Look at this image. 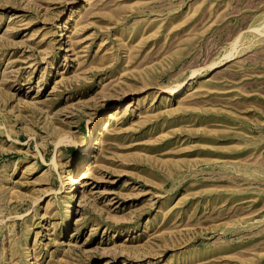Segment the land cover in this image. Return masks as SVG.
I'll use <instances>...</instances> for the list:
<instances>
[{
  "label": "rangeland",
  "instance_id": "obj_1",
  "mask_svg": "<svg viewBox=\"0 0 264 264\" xmlns=\"http://www.w3.org/2000/svg\"><path fill=\"white\" fill-rule=\"evenodd\" d=\"M0 264H264V0H0Z\"/></svg>",
  "mask_w": 264,
  "mask_h": 264
},
{
  "label": "bare ground",
  "instance_id": "obj_2",
  "mask_svg": "<svg viewBox=\"0 0 264 264\" xmlns=\"http://www.w3.org/2000/svg\"><path fill=\"white\" fill-rule=\"evenodd\" d=\"M68 26V25H67ZM61 39H62V37H61ZM181 91L178 89V90H175L173 93L176 95V94H178V93H180ZM119 113V110H116L115 112H113L112 114H111V116H110V119L113 117L112 115H116V114H118ZM107 117V116H106ZM104 120L102 119V117L100 116V117H97L96 119H95V121L92 123V126L90 127V129H89V136L86 138V140L79 146V150H80V153H86V152H88L89 151V149H90V147L89 146H91V142H92V140L95 138V137H93V135H94V133L95 132H97V128H98V126H99V124L101 123V122H103ZM103 123H106V121H104ZM107 126H109V123H107ZM100 130V129H99ZM97 134V133H96ZM92 148V147H91ZM84 159V158H83ZM78 162V164L76 163V164H74V167L73 168H76V170H77V168L78 167H80L81 165V161L80 160H77ZM85 161V160H84ZM82 167V166H81ZM81 176V175H80ZM76 180V179H75ZM80 181V178H78V180H76V185H77V183ZM81 182V181H80ZM76 185H74V187L76 186ZM80 187H84L83 185H79ZM75 191V188H74V190H71V193L72 192H74ZM78 193V192H77ZM73 199V198H72ZM71 204L72 203H70V206L69 207H71ZM69 210H67L66 212H68Z\"/></svg>",
  "mask_w": 264,
  "mask_h": 264
}]
</instances>
